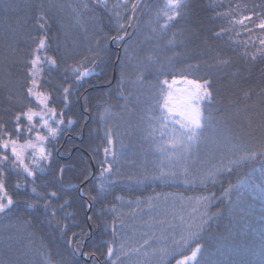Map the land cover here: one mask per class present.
<instances>
[{"label":"trees","instance_id":"16d2710c","mask_svg":"<svg viewBox=\"0 0 264 264\" xmlns=\"http://www.w3.org/2000/svg\"><path fill=\"white\" fill-rule=\"evenodd\" d=\"M133 2L138 4L135 12ZM124 3L0 0V123L15 138L14 115L29 106L39 111L27 95L30 61L37 55L42 63L38 90L50 94L49 107L63 111L65 120L60 134L46 142L52 158L41 165L45 171L37 172L35 180L38 192L58 193L47 210L49 197L32 193L31 179L6 173V189L15 203L0 213V264H113L122 242L132 247L153 233L159 238V221L172 220L173 214L177 225L183 216L182 227L192 225L195 231L203 212L218 215L197 241L204 246L198 256L202 264H261L264 31L256 25L264 19V0H187L170 21L163 15L166 0H127V11ZM117 11L127 33L119 42L112 39L120 34ZM252 13L257 15L246 21L252 31L233 23ZM129 16L134 17L130 24ZM42 38L47 46L37 52ZM45 56L55 58L57 65L44 62ZM225 60L228 63H219ZM68 65L90 72L77 85L66 71ZM174 76L211 81L212 100L202 103L205 128L189 154V172L198 175L202 168L220 164L222 157L227 169L228 160L256 151L253 160L232 166L215 183L186 184L183 176L168 182L151 179L162 159L166 170L177 173L184 163L166 159L171 145L163 157L159 151L173 125L169 122L161 140L157 94L160 83ZM69 85L73 91L66 105L63 87ZM68 119L74 121L71 126ZM30 138L25 132L20 142ZM109 166L111 172L101 177ZM17 183L22 187L16 188ZM200 197H209L211 206L199 207ZM33 202L38 207L29 208ZM173 231L178 239L181 226L166 231L167 240L151 248L171 247ZM110 244L115 251L111 257ZM151 248L144 250L147 257L143 251L120 257L121 264H177L190 252L162 257Z\"/></svg>","mask_w":264,"mask_h":264},{"label":"snow or ice","instance_id":"6c2138e0","mask_svg":"<svg viewBox=\"0 0 264 264\" xmlns=\"http://www.w3.org/2000/svg\"><path fill=\"white\" fill-rule=\"evenodd\" d=\"M103 2V0H101ZM187 0H166L164 7L163 15L167 19L173 20L175 17L181 14V10L186 7ZM86 6V5H85ZM105 7L107 4L105 3ZM114 7H119L116 5ZM125 11H127V0L124 3ZM132 11L135 12L138 4L133 2ZM224 15H230V13H225ZM256 13H252L248 17H243L240 20H233L234 24H239L246 28V21L251 22L253 17L256 16ZM117 31L120 33L116 37L112 38L115 42L122 41L127 33L124 31L125 24L121 23L122 14L117 11L114 13ZM134 19L133 16L128 17L129 24ZM165 24L162 27H167ZM43 28V25H41ZM261 31H264V19H261L260 22L256 25ZM252 31L251 29H247ZM223 31V30H222ZM220 33H217L219 35ZM172 41H169L171 43ZM261 51L260 55L264 56V39H260ZM45 40L42 38L39 45L37 46L36 51L39 52L42 49L46 48ZM95 56V53L92 54ZM253 59H256V56H253ZM44 62L50 66L55 67L57 61L53 57H44ZM31 68L29 69V75L31 77L30 84L27 88V95L29 98H34L39 111L34 110L33 107H27V110L17 112L13 117V123L15 124V138L10 131L6 129V125L0 123V213H5L9 210L15 203L12 196L8 193L6 189V173L15 172L17 175L25 176L26 179H31L32 188L31 192L35 193L38 198L43 199L45 196L49 199L45 200L44 208L47 210L51 205V199L57 198L58 193L56 191L51 192H38L37 186L35 185V180L37 172L43 174L45 171L44 167H41L45 162H49L52 158V153L47 149L46 142L49 139H54L60 132L63 130L62 125H64V115L63 111L57 113L55 107H49L51 103V96L46 91H39V82L38 75L42 69V63L40 56H34L30 61ZM83 62H81L82 65ZM219 63H228V61H219ZM66 71L70 72L72 76H75V81L77 85L79 82L87 76L90 72L89 69L84 68L81 70V66L77 65H68ZM178 83L176 77L174 76L171 83L167 79L163 80L160 83V91L158 92L159 99L157 103L160 110V138L164 139L165 135L169 132L168 124L172 123L173 128L171 130V135L168 136L166 143L159 146V151L164 156V153L168 151L167 145H171L172 152L169 154L166 159L172 161L173 158L177 162L183 160V166L180 169V172L177 173L173 170H166L163 167V159L161 165L159 166V173L151 177L152 180H160L161 182H168L169 180H176L180 176L184 177V183H197L206 184L211 181L216 182V179L224 171L231 172L232 166H238L243 162H248L253 160L257 156L256 151L243 153L237 156L235 159L228 160L229 167L226 169L223 163V157L221 158V163L207 168H202L198 175H192L189 172V160L191 159L190 153L194 144H196L201 139V134L205 128V119L203 114L202 103L204 101L212 100L211 81L204 79H188L187 76H182L179 80V83L185 84L186 87L181 90V95L177 97L176 93L173 91L174 85ZM166 86V87H165ZM73 91L72 86L63 87V96L65 104L67 105L68 97ZM59 116V118H57ZM39 117V123H35V119ZM26 120L27 124L22 125L21 121ZM53 123L55 127H53ZM74 123L72 119L67 120V124L71 126ZM179 126L178 129L175 126ZM155 131V129H153ZM46 131V135L41 133ZM27 132L30 139L24 140L23 143L20 142V136ZM33 133L35 135L33 136ZM108 143H112L111 134H109ZM10 151V155L8 154ZM260 154H264V148H261ZM106 157L109 153V149H105ZM115 160V156H113ZM10 161V164H9ZM8 165V167H5ZM63 171V169H61ZM111 172V166L109 168H103L101 171V177L106 173ZM143 179H148L144 177ZM21 184L17 183L16 188H21ZM26 187V185H25ZM231 187V186H230ZM101 190L103 191V185H101ZM225 190V196L227 195ZM199 207L205 209L211 206V199L209 197H200L196 201ZM29 208H36L38 204L36 202L29 203ZM112 211H115L113 208ZM54 215V211H53ZM218 215V213H208L203 212L200 217L199 224L196 225V230H191L192 225H189L188 228H183L185 220L183 216H179V225L175 222L177 217L173 214L172 220H161L159 225L161 228V235L159 238L156 237L155 233L152 236H149L147 239H143L142 243L135 246L129 247L126 242L120 244V256L117 257L113 264H121L120 257H126L132 253H140L143 251L145 257L149 255L148 251L145 249L151 248L152 243L159 241H166L167 237L164 235L169 229L174 230L176 227L181 226V234L177 239L173 231L171 247H161L159 249L151 248V253L153 255L159 253L162 257L172 255L174 253H179L180 251H189L188 255L182 257V259L177 261V264H202V261L198 259V256L203 251V245L197 241L204 239L203 233L207 231L212 220ZM115 223V220H114ZM115 235V228L113 229ZM195 247H192V245ZM109 256L115 255L114 248L111 246L108 247ZM261 264H264V260L261 261Z\"/></svg>","mask_w":264,"mask_h":264},{"label":"rangeland","instance_id":"374dc122","mask_svg":"<svg viewBox=\"0 0 264 264\" xmlns=\"http://www.w3.org/2000/svg\"><path fill=\"white\" fill-rule=\"evenodd\" d=\"M179 80L180 79H177L178 83L176 85H174V88H173V91L176 93L177 97H179L181 95V90L186 87L185 84L179 83ZM171 81H169V83H171ZM177 127H179V126L177 125Z\"/></svg>","mask_w":264,"mask_h":264}]
</instances>
